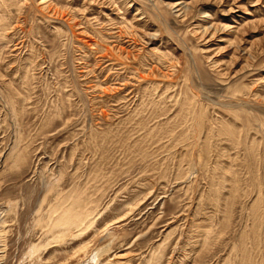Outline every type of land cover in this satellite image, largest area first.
<instances>
[{
  "label": "rangeland",
  "instance_id": "1",
  "mask_svg": "<svg viewBox=\"0 0 264 264\" xmlns=\"http://www.w3.org/2000/svg\"><path fill=\"white\" fill-rule=\"evenodd\" d=\"M0 264H264V0H0Z\"/></svg>",
  "mask_w": 264,
  "mask_h": 264
}]
</instances>
